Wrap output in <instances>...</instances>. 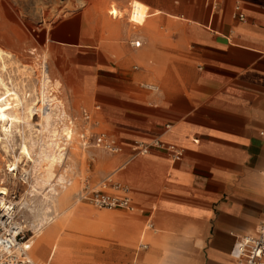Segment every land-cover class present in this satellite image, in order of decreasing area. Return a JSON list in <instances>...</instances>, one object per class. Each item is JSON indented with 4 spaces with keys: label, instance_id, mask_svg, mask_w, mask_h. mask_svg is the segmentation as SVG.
<instances>
[{
    "label": "crops",
    "instance_id": "0c3cea01",
    "mask_svg": "<svg viewBox=\"0 0 264 264\" xmlns=\"http://www.w3.org/2000/svg\"><path fill=\"white\" fill-rule=\"evenodd\" d=\"M74 1L75 9L83 7ZM192 4L200 6V14L171 4L155 8L187 13L183 35L171 37L170 43L149 31L136 51L115 42L94 47L96 84L81 81V88L96 92L99 104L81 109L98 121L94 131L107 132L122 146L118 153L102 151L111 170L101 171L99 180L111 176L127 185L135 210H123L134 214L129 218L93 211L72 195L69 206L77 207L79 222L86 226L81 229L101 231L96 233L108 243L91 247L83 264L130 259L132 264H231L234 242L254 235L264 217V0H220L217 7L213 0L211 9L202 0ZM236 5L243 20L234 15ZM131 12L137 32L149 14L138 0ZM89 16L64 18L84 33L79 36L60 35L66 23L59 20L50 41L70 47L97 44L99 25L91 26ZM132 60L148 67L126 71ZM156 68L161 88L142 93L136 82L151 79L149 72ZM137 144L150 145L148 152L136 154ZM175 151L181 152L178 158ZM141 220L152 227L141 228ZM31 238L28 253L35 262ZM60 264H68L66 256H60Z\"/></svg>",
    "mask_w": 264,
    "mask_h": 264
},
{
    "label": "rangeland",
    "instance_id": "374dc122",
    "mask_svg": "<svg viewBox=\"0 0 264 264\" xmlns=\"http://www.w3.org/2000/svg\"><path fill=\"white\" fill-rule=\"evenodd\" d=\"M138 1L147 9L149 17L136 32L138 26L131 12L136 0H84L83 7L79 9L74 8V0H0V48L9 55L4 60L6 69L2 70V62L0 63V73L5 81L12 83L23 99V103L9 101L8 106L2 109L5 117L0 116V185L5 184V178L7 181L8 177H12L5 171V165L7 163L9 167L13 165V156H20L18 154L21 144L24 143L28 147L31 160L22 156L16 167L19 168L18 172L23 168L30 170V185L33 189L31 199L36 211L43 210L47 203L43 194L52 196L53 192L57 191L54 204L51 206L54 208L55 216L40 234L41 239L45 241V251L43 253L34 251V242L33 250L30 251L35 260V257L41 256L35 261L38 264L45 262L60 264L61 255L67 257L68 264H83L88 260L89 251L94 250L91 247L108 245L104 240V234L96 233L101 231L90 232L81 229L86 226L79 222L76 215L77 207L72 217L67 219V211L73 200L71 197L81 188L82 178L89 176L91 183L96 184L101 171L111 170L104 164V158L107 156L104 152L84 150L78 138L81 122L76 117L79 116L81 108H92L94 104H99L96 92H86L81 88V81L86 82L88 87L96 84L94 73L91 72L96 64L94 47L101 48L105 43L115 42L126 50L136 51L143 47L141 37L146 36L149 31L164 43H170L171 37L183 35L181 27L188 23L185 20L188 17L187 13L180 14L168 10L159 13L160 11L155 8L160 5H177L188 10L191 15L201 13L200 6L193 5L192 0H177V4L175 0H145L152 8L143 0ZM202 1L207 2V8L211 9L213 0ZM219 2L220 0H215L216 7ZM87 10H89L87 14L81 15V12ZM154 14L157 15L152 16ZM86 15H90L91 26H95V21L99 25L97 32L100 39L97 44L89 42L79 47H70L50 41L54 39L50 38L49 32L59 20L69 16L78 19ZM65 20L62 21L66 24L60 27V35L84 34L79 31L80 29L71 27ZM136 40L142 41L141 47L130 44ZM166 46L168 47V44ZM146 67H148L146 62L132 60L128 63L126 71L135 72ZM43 69L51 81L46 85L47 100L44 105L52 104L51 111L49 114L45 112V117L40 112H37L38 115L37 113L31 115L28 112L31 105L39 103ZM149 73L152 78L139 80L136 86L142 93L152 94L154 91L144 85L161 88L159 79L162 76L159 68ZM142 93L137 96L141 97ZM100 125L108 129L103 121H100ZM67 130L72 131L71 139L65 136ZM63 177L64 180H70L71 184L61 191L59 186L52 187L53 183L60 182ZM108 191L113 192L112 189ZM66 192L69 195L63 203L60 196ZM85 206L93 211H109L91 205ZM110 211L125 218L134 215L123 210ZM134 218L136 220L138 217ZM140 222L141 228L148 227L144 220ZM56 227L58 234L51 238ZM92 228L96 226L93 225ZM137 244L138 242L130 249L134 251ZM114 257L119 261L124 259L121 254H114ZM132 262L130 259L125 264Z\"/></svg>",
    "mask_w": 264,
    "mask_h": 264
},
{
    "label": "built area",
    "instance_id": "2783aa9c",
    "mask_svg": "<svg viewBox=\"0 0 264 264\" xmlns=\"http://www.w3.org/2000/svg\"><path fill=\"white\" fill-rule=\"evenodd\" d=\"M234 15L243 20L239 5H236ZM130 44L138 47L140 41L136 40ZM144 87L153 91L158 90L154 85ZM76 118L81 122L78 138L84 150L96 149L108 153L122 151V146L112 135L105 131H94L98 121L94 119L90 110L82 109ZM260 135L264 139V131L260 132ZM67 138L69 139L68 136ZM155 145L161 146L159 142ZM149 147L150 145L137 144L133 150L136 154H144L148 152ZM169 148L172 150L171 146ZM173 154L178 158L181 152L175 151ZM8 164L5 165V171L11 174L10 178L13 179L9 180L7 176L5 184L0 185V264H36L28 253L30 238L41 230L42 218L48 220L54 214V208L43 207V210L36 211L31 199L33 189L30 185V170L23 168L18 172V169H12ZM262 175L264 178V169ZM69 183L70 180H67L63 184ZM81 184L76 193L77 202H86L94 207L109 210H135L129 187L113 181L111 176L100 179L96 184L91 183L89 176H84ZM52 186L60 187V182H55ZM108 189H112L113 192ZM148 227L151 228L152 224L148 223ZM230 254L234 259L231 264H264V217L254 235L243 236L234 242Z\"/></svg>",
    "mask_w": 264,
    "mask_h": 264
},
{
    "label": "bare ground",
    "instance_id": "6f19581e",
    "mask_svg": "<svg viewBox=\"0 0 264 264\" xmlns=\"http://www.w3.org/2000/svg\"><path fill=\"white\" fill-rule=\"evenodd\" d=\"M76 2H77V4L78 5H83L84 4V0H76ZM82 7V6H81ZM80 7V8H81ZM133 43L135 42V41H132ZM9 55H8V53L7 52H5L3 49H1L0 48V63H1V65H2V67H1V69L3 70V69H6V64H5V57H8ZM42 89H41V91H40V96H39V103H34L33 105H31V107L30 108H28L29 109V113L31 114V115H33V114H36L37 112H40L41 113V115H43L44 116V114H45V112H48V114H49V111H51V106H52V104L50 103V104H47V105H44L45 104V102H46V100H47V94H46V85H47V83L48 82H51L50 80H49V76L47 75V73H46V70L45 69H43L42 71ZM15 101L16 103L18 102V103H23V99L20 97V95L18 94V92L15 90V88L13 87V85H12V83L10 82V84H9V82H7V81H5V79L3 78V75L0 73V116H3V117H5V115L3 114V111H2V109H3V107H5L7 104H8V102L9 101ZM8 106V105H7ZM36 115H38V113L36 114ZM45 117V116H44ZM10 119V118H9ZM5 122V121H4ZM3 123V122H2ZM1 125V124H0ZM7 125V124H6ZM9 129V128H8ZM7 131V130H6ZM67 132H69L68 134H67ZM40 134H42V131H41V133ZM71 134H72V131H69V130H67L66 131V133H65V136H68L69 137V139H71ZM28 147H26V145L23 143V144H21V150H20V152H19V154L18 155H20V156H13L14 158V161H13V165H10V167H12V169H19V168H17L16 166H18V164L20 163V161H21V157L22 156H26L27 158H29V160H31L30 158H31V156H30V153H29V150L27 149ZM65 181H67V180H64V177H63V179L62 180H60V191L61 190H64V188H66L68 185H70L71 184V181H70V183L68 184V185H65V184H63ZM42 182H44V181H42ZM57 182H59V181H57ZM52 187H55V186H52ZM58 190V189H57ZM75 194H76V192H75ZM75 194H74V196H75ZM68 192H66V193H64V195L61 197L60 196V200L64 203L66 200H67V198H68ZM57 196V191L55 190L54 192H53V194H52V196H47L46 194H43V198H44V200H46L47 201V203H45V207L48 209V208H52L51 206H53V204H54V199H55V197ZM50 202V203H49ZM51 204V205H50ZM76 210V206H72V207H70L69 209H68V213H67V219H69V217H72V214L74 213V211ZM41 211V210H40ZM54 211V210H53ZM107 211V210H106ZM110 211V210H109ZM54 214L48 219V220H46L45 218H42V220H41V223H42V227H41V230H42V228L44 227V225L45 224H47L49 221H51V220H53V217L55 216V211L53 212ZM75 216V215H74ZM45 217V216H44ZM67 223V222H66ZM47 226V225H46ZM40 230V231H41ZM39 231V232H40ZM38 232V233H39ZM38 233H36V234H38ZM35 234V235H36ZM58 234V229H57V227L54 229V231H53V234L50 236L51 238L53 237V236H55V235H57ZM49 237V238H50ZM32 239L33 238H31V241H32ZM31 243V242H30ZM34 251H36V252H39V253H43L44 251H45V241H43L42 239H41V236L40 235H38L36 238H35V240H34ZM36 258V260L37 259H40V257H35Z\"/></svg>",
    "mask_w": 264,
    "mask_h": 264
}]
</instances>
